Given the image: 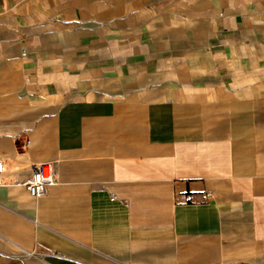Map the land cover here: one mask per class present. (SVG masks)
Returning a JSON list of instances; mask_svg holds the SVG:
<instances>
[{
	"label": "crops",
	"instance_id": "crops-1",
	"mask_svg": "<svg viewBox=\"0 0 264 264\" xmlns=\"http://www.w3.org/2000/svg\"><path fill=\"white\" fill-rule=\"evenodd\" d=\"M0 161V264H264V0H0Z\"/></svg>",
	"mask_w": 264,
	"mask_h": 264
},
{
	"label": "built area",
	"instance_id": "built-area-1",
	"mask_svg": "<svg viewBox=\"0 0 264 264\" xmlns=\"http://www.w3.org/2000/svg\"><path fill=\"white\" fill-rule=\"evenodd\" d=\"M5 165L0 161V174L4 172ZM56 181L54 165L50 162L37 164L21 182L32 198H37L48 191ZM188 198V197H187Z\"/></svg>",
	"mask_w": 264,
	"mask_h": 264
}]
</instances>
